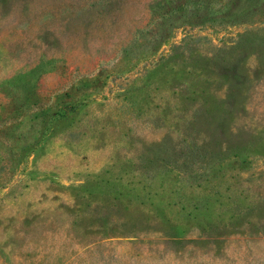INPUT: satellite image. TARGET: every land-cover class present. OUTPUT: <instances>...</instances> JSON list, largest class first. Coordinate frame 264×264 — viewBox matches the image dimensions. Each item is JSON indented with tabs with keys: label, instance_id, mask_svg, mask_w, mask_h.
Masks as SVG:
<instances>
[{
	"label": "rangeland",
	"instance_id": "1",
	"mask_svg": "<svg viewBox=\"0 0 264 264\" xmlns=\"http://www.w3.org/2000/svg\"><path fill=\"white\" fill-rule=\"evenodd\" d=\"M0 264H264V0H0Z\"/></svg>",
	"mask_w": 264,
	"mask_h": 264
}]
</instances>
